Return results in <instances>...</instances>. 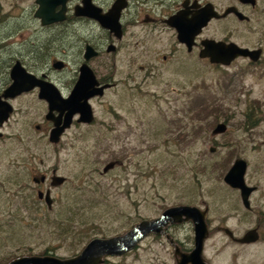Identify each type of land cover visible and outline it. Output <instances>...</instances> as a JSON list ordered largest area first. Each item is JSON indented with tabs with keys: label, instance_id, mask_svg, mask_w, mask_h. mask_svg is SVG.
Wrapping results in <instances>:
<instances>
[{
	"label": "rangeland",
	"instance_id": "rangeland-1",
	"mask_svg": "<svg viewBox=\"0 0 264 264\" xmlns=\"http://www.w3.org/2000/svg\"><path fill=\"white\" fill-rule=\"evenodd\" d=\"M143 31L142 27L129 29V33L135 34ZM155 33L154 50L133 49L121 65L126 79L129 73L126 63L136 53L134 71L138 81H143L140 87L125 83L120 104L117 100L114 105L123 117L119 136L115 130L106 132L101 122L90 129H75L65 138L59 159L54 158L53 146L44 140L47 165L60 161L72 176L69 197L56 203L53 212L34 218L25 207L23 212L16 213L21 201L14 202L4 187L1 189L6 194L0 195V262L6 263L28 251L49 250L48 253L68 258L82 250L90 236L123 234L144 219H157L169 207L195 204L211 208L208 217L212 231L203 250L209 264H264V238L249 245L234 244L215 228L221 222L242 232L255 226L261 218L259 210H264L262 199L256 196L255 210L246 212L238 193L223 179L234 160V156L231 160L228 156L229 149L234 147L231 140L235 136L243 139L235 131L242 129L248 102L250 98L264 101V89L256 87L251 94L243 93L250 87L244 73L233 80L229 74L237 69L209 68L196 54L182 50L171 56L169 29ZM127 52L132 51L124 50L125 56ZM165 54H169V59L163 58ZM142 65L147 67L146 71L140 69ZM201 84L207 87L199 90ZM199 91L219 96L220 107L203 114L200 106L203 116H197L199 113L191 106L190 97ZM260 108L259 114L264 116V105L257 110ZM97 109L100 119L110 118L115 122L103 103L97 104ZM225 120H229L226 123L230 132L217 136L224 145L214 155L210 151L212 130ZM181 136L184 138L180 139ZM240 153L250 160L254 156L258 158L252 162V169L254 182L261 183L264 151L243 149ZM115 159L122 161V165L108 174L99 173ZM206 163L210 169L204 174L201 166ZM67 203L74 204L70 213ZM84 222L89 224L83 225ZM92 223L95 229L91 228ZM72 228L77 232L71 231ZM171 233L181 238L190 250L194 248L193 222L170 227L168 234ZM168 242L165 236L143 238L132 252L113 261L115 264H176L175 249Z\"/></svg>",
	"mask_w": 264,
	"mask_h": 264
},
{
	"label": "flooded vegetation",
	"instance_id": "flooded-vegetation-1",
	"mask_svg": "<svg viewBox=\"0 0 264 264\" xmlns=\"http://www.w3.org/2000/svg\"><path fill=\"white\" fill-rule=\"evenodd\" d=\"M118 1L125 2L119 17L121 36L103 26L96 16L107 14ZM50 4L55 7L52 14L64 15V19L43 23L42 18L37 15L41 7L39 0H0V195L7 192L8 197L10 196L9 198L14 202L21 201L16 210L18 214L25 207L34 218H42L47 212L54 211L56 203L66 196L69 197L68 192L71 189L69 183L72 182V176L66 172L60 161L56 160L47 165L43 145L45 139L54 148V158L59 159L64 149L62 146L65 138L75 129H90L101 122L106 132L115 130L116 136L122 133L123 117L114 105H117L115 104L117 100L118 105L120 104L125 83H128V86L140 87L143 81H138L134 71L136 53L126 63L128 67L126 70L129 71L126 79L123 77V62L127 60L129 53H133V49L139 48V52H142L143 48L146 52L154 50L157 46L156 31L169 29L171 32L172 38L168 39L171 43L169 49L171 56L182 50L196 54L198 59L206 63L209 68L237 69L229 75L236 80L241 73L245 74L246 85L250 87L248 92L244 90L243 93L251 94L252 88L256 87L264 89V0H51ZM177 15L179 18L176 19L183 24H195L207 20L195 36L191 50L186 43L179 41L177 29L167 22ZM131 27H142L144 31L141 34L129 33ZM204 40L234 42L248 48L250 53L246 56H237L228 65L211 63L209 58L200 55L204 48L202 43ZM161 44L164 45V42ZM124 50L132 52H127L128 55L125 56ZM169 54H165L163 58L169 59ZM85 64L97 79L95 89L86 90L83 94L91 96L88 101L93 108L94 120L90 123L80 121V113L74 114L71 125L62 132L59 141L52 142L51 132L56 127V120H61L60 125H63L67 115L66 112L59 110V100L64 101L75 96L77 83L87 72L83 68ZM140 69L146 71L147 67L142 65ZM206 87L205 84H201L198 89L202 90ZM99 89H102V93H99ZM197 95L201 99L205 96L209 99L213 97L203 94L202 91L197 92ZM102 103L105 110L113 115L115 122L110 118L106 120L97 116V104ZM260 105H264V101L250 98L246 116L243 118V124L240 125L242 129L235 131L240 133L243 139L240 140L235 136L231 143L236 149L232 147L228 151L230 160L233 156L234 160L227 172L238 159H243L246 163L245 183L251 189L248 197L249 207L244 204L241 189L225 182L224 177L227 172L223 177L224 182L238 193L246 212L255 210L253 199L256 196L262 199L264 205V171L262 182H254L255 172L252 169V162H257L258 158L254 156L250 160L240 153L243 149L245 152L249 149L253 152L264 151V116L259 114L261 108L257 110ZM228 121L225 120L224 123ZM229 132L228 128L218 134H213L212 130L214 138L210 151L213 154H218L220 147L224 145L217 136H224ZM226 144L231 145L230 142ZM111 161H116L114 168L122 165L119 159ZM261 166L264 169L263 163ZM104 167L99 173L108 174L114 169L104 172ZM60 178H63V181H59ZM2 188L6 192L1 191ZM72 188L74 192V187ZM49 200L51 205L48 203ZM196 206L207 209L209 237L212 231L208 217L211 208L208 205L204 208ZM70 212L71 210L68 211ZM64 214L65 212L63 216ZM259 215L261 218L256 225L242 232H237L227 223L221 222L215 228L224 232L234 244H253L264 238L262 208L259 210ZM66 221L70 224L69 220ZM187 222L192 221L171 222L164 227L162 233L151 232L144 238L165 236L175 249L176 264H180L181 254L189 253L193 249L190 250L174 233L170 235L168 232L170 227H181ZM251 230H256L258 240L249 243L239 241ZM71 231L77 232L75 228ZM117 235L122 234L96 237L108 238ZM90 237L87 243L96 238ZM134 248L127 252H132ZM124 254L106 255L102 264H115L113 258ZM34 255L57 256L53 253L28 251L15 258Z\"/></svg>",
	"mask_w": 264,
	"mask_h": 264
},
{
	"label": "water",
	"instance_id": "water-1",
	"mask_svg": "<svg viewBox=\"0 0 264 264\" xmlns=\"http://www.w3.org/2000/svg\"><path fill=\"white\" fill-rule=\"evenodd\" d=\"M39 1L41 2V7L37 15L42 18L43 23L64 19V15L52 14L53 8L55 7L50 4L51 0H48L49 2L46 0ZM124 6L125 2L118 1L107 14L99 15V17L96 15L97 18L101 20L103 26L115 31L119 36L122 35L119 17ZM107 18H109V20H107ZM176 18H179V15L172 17L167 20V22L177 29L179 41L186 43L189 50H191L193 44L195 43V36L200 32L207 20L195 24H183ZM202 43L204 48L202 49L200 55L201 57L209 58L211 63H222L228 65L237 56H246L250 53L248 48L241 47L234 42L227 43L224 41L204 40ZM87 55V57H89V54ZM83 68L87 72L77 83L75 96L72 99L69 98L64 101H62L63 99L59 100V110L66 112L67 115L63 125H60L61 120H56V127L51 132L50 139L52 142L59 141L62 132L71 125L74 114L80 113V121L90 123L94 120L93 108L88 101L91 96H84L83 94L86 90L95 89L97 79L87 64H85ZM99 93H102V89H99ZM91 95H93V93ZM49 99L51 100V98ZM82 100H84V102H82ZM227 128L228 125L226 123L220 122L213 129V134L222 133ZM115 165L116 161L109 162L104 167V172H108L110 169L114 168ZM245 171V161L243 159H238L226 173L224 179L226 183L241 189L244 204L249 207L248 197L251 189L245 183ZM59 181H63V178H60ZM48 203L50 204L51 201L49 200ZM186 221L193 222L195 242L194 248L191 252L181 254L180 264H209L203 256L205 241L209 235L207 209H202L196 205L189 204L172 206L166 209L157 219H144L125 234L108 238L96 237L89 241L79 254L72 257L61 258L53 255L20 256L14 258L7 264H102L106 255L115 256L124 254L125 252L133 249L147 234L151 232L160 234L164 231V227L169 223H181ZM229 233L232 234L230 231ZM258 238L259 236L256 233V230H251L247 232L244 237L239 239V241L249 243L258 240Z\"/></svg>",
	"mask_w": 264,
	"mask_h": 264
},
{
	"label": "trees",
	"instance_id": "trees-1",
	"mask_svg": "<svg viewBox=\"0 0 264 264\" xmlns=\"http://www.w3.org/2000/svg\"><path fill=\"white\" fill-rule=\"evenodd\" d=\"M204 99H201L198 97L197 93L194 94V95H191L190 97V101H191V106L193 108H196L197 109V112L199 114H196L197 116H203L204 113H208L209 111L213 112L214 110L218 109V107H220V104L217 102V98H214V96L209 99L207 96L203 97ZM201 102H203V104H200ZM200 106H202V111H203V114L201 115L200 112H199V108ZM181 138H184L183 136L180 137ZM209 169L210 167L207 166V163L202 165L201 166V170L204 174H207L209 172ZM70 207V210H72V208L74 207V204L73 206H69ZM76 224H80V223H83L82 221L80 223L78 222H75ZM89 223H86L84 222L83 225H87ZM91 228L92 229H95V226L94 224L92 223L91 225ZM91 238V237H90ZM48 252L45 251L44 254H47ZM11 260V259H10ZM9 260V261H10ZM3 263V264H7L8 262H0V264Z\"/></svg>",
	"mask_w": 264,
	"mask_h": 264
},
{
	"label": "bare ground",
	"instance_id": "bare-ground-1",
	"mask_svg": "<svg viewBox=\"0 0 264 264\" xmlns=\"http://www.w3.org/2000/svg\"><path fill=\"white\" fill-rule=\"evenodd\" d=\"M2 264V263H1Z\"/></svg>",
	"mask_w": 264,
	"mask_h": 264
}]
</instances>
